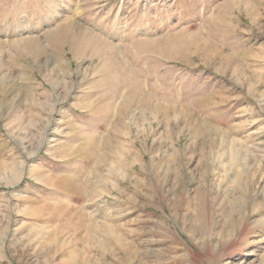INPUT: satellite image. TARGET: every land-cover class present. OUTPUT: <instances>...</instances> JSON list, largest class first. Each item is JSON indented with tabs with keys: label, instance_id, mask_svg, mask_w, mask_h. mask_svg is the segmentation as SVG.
<instances>
[{
	"label": "rangeland",
	"instance_id": "rangeland-1",
	"mask_svg": "<svg viewBox=\"0 0 264 264\" xmlns=\"http://www.w3.org/2000/svg\"><path fill=\"white\" fill-rule=\"evenodd\" d=\"M0 41V264H264V0H0Z\"/></svg>",
	"mask_w": 264,
	"mask_h": 264
},
{
	"label": "bare ground",
	"instance_id": "bare-ground-1",
	"mask_svg": "<svg viewBox=\"0 0 264 264\" xmlns=\"http://www.w3.org/2000/svg\"><path fill=\"white\" fill-rule=\"evenodd\" d=\"M160 28V27H159ZM7 31V30H6ZM30 32V31H29ZM21 33V32H20ZM19 35V34H18ZM5 40V39H4ZM6 42V41H5ZM26 42V41H25ZM30 42H32V45L30 44V48L28 47V48H26V49H23V50H21L22 52H24V53H26V54H34L35 56V59H37L38 57H39V55L43 52V45H42V47L40 46V43H39V40L38 41H35V39H33L32 41H30ZM22 43V42H21ZM20 43V44H21ZM9 47L11 46V45H15V46H17V45H19V43L17 42V41H11V42H9ZM5 46H7L6 44H4L2 41H0V51H4V50H6L5 48ZM22 46V45H21ZM12 48V47H11ZM21 48H24V47H21ZM2 54V53H1ZM43 55V54H42ZM126 59V58H125ZM36 61V60H35ZM136 79V78H135ZM125 86V85H124ZM132 87H134V86H132ZM138 89H139V87H138ZM138 91V90H137ZM136 92V91H135ZM135 92H134V94H135ZM3 169H4V167H3ZM6 170H9V173H10V178H9V180L8 181H10V180H14L16 177H17V175L19 174V169H18V167H17V165H13V166H11V167H8V169H6ZM11 182V181H10Z\"/></svg>",
	"mask_w": 264,
	"mask_h": 264
},
{
	"label": "crops",
	"instance_id": "crops-1",
	"mask_svg": "<svg viewBox=\"0 0 264 264\" xmlns=\"http://www.w3.org/2000/svg\"><path fill=\"white\" fill-rule=\"evenodd\" d=\"M2 165V164H1Z\"/></svg>",
	"mask_w": 264,
	"mask_h": 264
}]
</instances>
